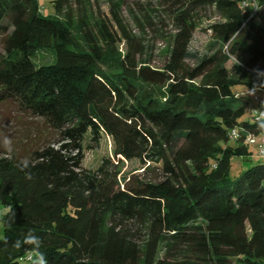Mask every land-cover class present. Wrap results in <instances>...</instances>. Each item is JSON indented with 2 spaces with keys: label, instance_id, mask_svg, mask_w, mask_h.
Masks as SVG:
<instances>
[{
  "label": "trees",
  "instance_id": "16d2710c",
  "mask_svg": "<svg viewBox=\"0 0 264 264\" xmlns=\"http://www.w3.org/2000/svg\"><path fill=\"white\" fill-rule=\"evenodd\" d=\"M149 1L177 20L163 69L143 43L123 54L111 35L102 46L88 32L80 44L58 17L71 0H54L49 17L38 0H0V107L44 120L60 143L26 158L0 145V264H35L41 253L47 264H264V162L232 175L235 158H252L247 138L264 136L236 90L264 92V72L250 73L264 64V0ZM207 7L226 21L209 28L211 52L192 66L191 19ZM39 50L54 63L38 66ZM232 59L244 60L234 74ZM103 136L118 162L160 164L163 178L86 173L83 144ZM29 231L40 247H16Z\"/></svg>",
  "mask_w": 264,
  "mask_h": 264
},
{
  "label": "rangeland",
  "instance_id": "374dc122",
  "mask_svg": "<svg viewBox=\"0 0 264 264\" xmlns=\"http://www.w3.org/2000/svg\"><path fill=\"white\" fill-rule=\"evenodd\" d=\"M54 0H38L45 17L53 16L55 8ZM58 17L69 24L79 43H86L85 35L93 33L94 37L102 46H107L106 41L111 35L115 39L116 47L123 54L133 50L135 45L143 43L144 59L151 62L154 69H163L170 57L173 38L177 33V20L172 10L162 3L149 0H71ZM191 21H194L196 30L190 45V52L194 58L188 62L194 66L197 58L210 54L212 37L209 28L216 23H224L226 18L214 7H207L198 10L193 14ZM128 37L134 40H129ZM0 52L2 48L0 47ZM53 51L39 50L35 55V62L38 66L54 63ZM244 60L232 59L227 67L231 74L237 71V67L243 65ZM250 73L261 74L264 72V64L252 68ZM239 95L249 103L245 118L252 115L250 109L259 106L256 97L264 103V92L252 90L245 86H237ZM58 148V133L52 130L44 120L24 115L18 111L15 104L4 103L0 107V145L10 154H16L26 158L32 151L47 145ZM236 146V142L231 143ZM252 158L243 161L235 158L232 162V175L235 178L240 172L250 168L252 165L264 162V155H261L257 145H249ZM116 145L110 137L103 136L99 142H93L87 138L83 144L82 168L86 173H96L101 167L109 168L119 178H127L136 174L147 180L157 181L163 178V171L160 164L149 163L146 167L138 160L118 162L115 157ZM71 156L79 154L72 151ZM0 212L3 209L0 207ZM139 241L144 243L147 240L145 229L135 227ZM3 232L0 226V238ZM163 251L164 248L162 247ZM161 251L160 255H163ZM20 264H28L25 260Z\"/></svg>",
  "mask_w": 264,
  "mask_h": 264
},
{
  "label": "clouds",
  "instance_id": "9594fccd",
  "mask_svg": "<svg viewBox=\"0 0 264 264\" xmlns=\"http://www.w3.org/2000/svg\"><path fill=\"white\" fill-rule=\"evenodd\" d=\"M258 128L261 130H264V117L258 120ZM23 168H28L29 161L27 159L23 160L22 162ZM40 238L38 235H36L34 232L29 231L26 234H23L21 239H18L15 242L16 247H21L22 245H32L36 247L37 249L40 247ZM35 264H47V261L44 257V255L41 253L37 260L35 261Z\"/></svg>",
  "mask_w": 264,
  "mask_h": 264
},
{
  "label": "built area",
  "instance_id": "2783aa9c",
  "mask_svg": "<svg viewBox=\"0 0 264 264\" xmlns=\"http://www.w3.org/2000/svg\"><path fill=\"white\" fill-rule=\"evenodd\" d=\"M256 100L258 101L259 106L251 108L250 112L253 116L261 119L262 117H264V103H262L258 97H256ZM233 136L235 138L237 137L236 132H233ZM247 143L250 145H258L259 153L261 155H264V136H262L261 138L248 137Z\"/></svg>",
  "mask_w": 264,
  "mask_h": 264
}]
</instances>
